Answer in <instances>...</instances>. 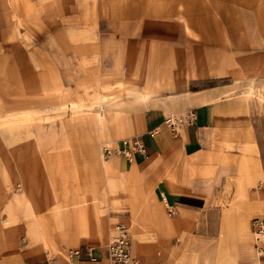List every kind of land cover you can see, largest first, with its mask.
I'll return each instance as SVG.
<instances>
[{
	"label": "rangeland",
	"instance_id": "rangeland-1",
	"mask_svg": "<svg viewBox=\"0 0 264 264\" xmlns=\"http://www.w3.org/2000/svg\"><path fill=\"white\" fill-rule=\"evenodd\" d=\"M202 1L0 0V246L14 242L17 233L16 245L26 254L36 251L31 246L38 243L42 250L56 252L75 246L80 240L74 239L80 232L79 224L86 226L94 221L103 226L105 223V214L98 208L96 189L97 183L99 189L106 183L113 195L111 205L117 214H106L104 233H82L79 238L99 241L105 235L109 241L110 224L126 216L130 239L134 232H140L145 235L142 236L150 237L146 238L150 243L157 244L163 239L157 232L161 226L166 227L163 235L169 240L166 239L167 247L165 245L163 249L179 247L177 244L181 240L178 235H172L173 227L167 222L171 218L167 206L162 203V215H154L139 194L137 180L128 174L130 172H117L113 162L104 157L105 146H112L113 141L129 137L138 130L145 110L156 102L162 101L165 107L175 109L180 106L179 101L175 104L170 103L171 100L179 97L183 103L188 99L191 102V96L202 91L242 99L243 103L238 107L253 113L256 132L241 137L252 138L258 146L257 155L264 161V53H252L255 57L250 56V59L256 67L250 70L235 69L228 72V78H205L202 83H191L190 88L173 89L175 84L170 81L162 83L161 77L165 76L148 77L134 70H141L145 60H131L128 32L122 34L116 30L121 23L128 26L129 19L143 23L145 17L150 19L151 15L174 12L173 6H192L188 11L199 12L203 10ZM263 46L257 40L251 44L258 49ZM156 77L161 79L159 90L151 85L154 78L156 85L159 84ZM218 83V87H208ZM143 93L150 98L148 101ZM95 116L97 129L93 127ZM145 159L148 161L138 173L143 176L145 187L156 194L162 189L158 183L168 179V168L164 165L163 170V165L154 159ZM74 169L78 170V175L87 171L92 174L86 173L81 179L84 203L73 195L65 202L62 212L50 207L42 212L45 202L60 206L65 196L60 192L62 186L74 183L78 186L72 175ZM249 169L252 165L245 168L246 173ZM224 171L229 172L227 168H210L206 172L210 178L203 182L204 186L208 182L209 188L218 193V188L224 186L219 184ZM96 172L100 174L94 176ZM118 180L124 199L115 192ZM261 182L264 184V175L248 197L220 199L217 196L205 206L208 211L191 212L190 216L195 220L192 222L199 226L200 240H208L212 245L226 239L233 241L237 235L242 240L254 242L252 233L235 231L233 225L251 221L248 211L252 206H255L254 216L264 219ZM191 186L195 188L200 184L192 182ZM161 194L162 200L163 196L167 197ZM154 200L152 209L157 206L160 211L161 203ZM9 209L12 213H8ZM174 209L177 212V208ZM146 211L153 215L150 222L141 220ZM238 211L241 212L236 214ZM110 216H113L111 220ZM36 219L40 233L33 236L30 227ZM19 220L20 223L24 220L22 226L19 223L20 230ZM64 221L68 225L63 226L61 222ZM261 242L260 245L257 243V254L263 257L264 239Z\"/></svg>",
	"mask_w": 264,
	"mask_h": 264
},
{
	"label": "crops",
	"instance_id": "crops-1",
	"mask_svg": "<svg viewBox=\"0 0 264 264\" xmlns=\"http://www.w3.org/2000/svg\"><path fill=\"white\" fill-rule=\"evenodd\" d=\"M202 2L203 10L199 12L188 11L189 8H193L192 6L183 8L173 6L171 9H174V12L169 11L167 14L163 13L158 16L151 15L150 19L145 17L143 23L136 19H129L128 26H124L123 23L119 24L116 28L118 32L122 34L128 32L131 60H145V63L139 68L141 70L134 69L138 74L148 77L155 74L156 76L162 75L165 76L161 77L163 84L170 81L171 84H175L172 85L173 89H186L192 87L191 83L193 82L202 83L205 78H228L227 75H230L228 72H233L235 69L250 70V68L256 67L252 64L250 56L255 57L252 53H264V46L258 49L251 47V44L255 40L264 44V0H203ZM126 28L128 30H125ZM221 72H227V74ZM204 73L210 74L204 75ZM169 75L170 77H167ZM176 75H181V77H176ZM156 78L158 82L160 81L159 84L156 85L154 78L152 81L154 83L151 85L159 90L161 89V79ZM218 86L220 83L208 85L213 88ZM252 92L254 91L252 90ZM200 93L191 96V102L188 99L183 103L179 97L173 99L176 101L171 100L170 103L174 102L175 104L179 101L180 106L175 109L165 107L162 101L156 102L145 110L138 130L129 137H122L111 143L113 148L120 150L126 146L123 140L140 135L146 143L147 156L140 153L135 154L134 163L133 159V161L126 160L121 153L115 152L106 157L104 155L105 159L113 162L117 172H130L128 174L137 180L139 190H141L139 194L143 200H146V208L149 205L154 215L163 213L161 205L164 202L161 193L167 195L173 208H177V213L173 216L167 211V214L171 216L167 222L173 227L172 235H178L181 240V243L177 244L179 247L163 249L168 238L163 235L166 234L164 231L166 227L159 226L157 232L163 236V239L158 240L157 244L150 243L149 239H146L150 237H144V233L140 232H134L130 239L129 229L131 251L137 257V264H264V256L260 257L257 254V238L253 232L252 221L255 218V206H252L248 211L251 221L248 219L245 225H238V223L236 226L233 225L235 231L252 233L254 242L242 240L236 235L233 241L226 239L209 245L208 240H200L199 226L192 222L195 220H192L191 212L198 210L204 212L207 210L205 206L210 203L209 200H213L217 196L220 199L221 197L236 199L237 197L250 196L252 188L264 175L262 172L264 161L261 156L257 155L258 146L251 137V141L241 137L243 134L250 135L256 132L253 113L238 107L239 103H243V100L226 98L214 91ZM144 95L147 99L148 96ZM156 101L158 100L156 99ZM193 105L194 108H189ZM188 109L196 110V121L182 125L179 134L174 135L164 124L165 117L184 114ZM177 110L178 112L175 113ZM95 115L97 116V114ZM96 116L93 126L95 129H97ZM143 156L154 159L160 166L163 165V170L164 165L165 168H168L167 181L161 180L158 183L162 186V189L159 190L160 193L156 191L155 194L152 189L145 187L147 184L144 183L143 176L138 173L148 161ZM249 165H252V169L247 171V175L245 168ZM214 166L218 169L222 167L229 170V172H222L223 175L221 174L219 178V184L222 183L224 186L218 188V193L209 188L208 182L204 186L205 180L210 178L206 172ZM232 167H235L234 170ZM73 173L72 175L78 181V186L77 183L62 186L60 192L65 196L60 206L56 207L53 206L56 204L45 202L42 212H46L49 207L62 212L65 202L73 195L84 203L81 191L83 180L81 179L86 176V173L92 174L87 171L84 175H78L76 169ZM99 174L96 172L94 176ZM117 182L118 187L115 192L124 199L123 188L120 187L119 180ZM192 182L194 185L199 183L200 186L194 188L191 186ZM224 188L228 189L224 191ZM96 195L100 202L98 208L105 214L104 227L94 221H90L86 226L79 224L77 228L81 233L79 232L74 239L80 240L75 246L61 249L58 252L42 250V246L38 243L34 246L30 245L36 251L26 254L16 245L17 233L14 242L4 243L3 246H0V264H115L110 256L109 241L116 222L113 221L110 224L109 241L105 235L102 239L99 238V241H94L90 237L79 238L82 233L92 234L94 231H98L100 234L104 233L107 227L106 214L107 216L109 212L117 214L111 205L113 195L106 183L102 189H99L97 183ZM155 196L157 197L155 198ZM154 199L161 203H159L160 211L156 209L157 206L154 210L152 209ZM38 203L40 204L39 201ZM125 205L129 207V203ZM8 213H12L10 209ZM132 213L135 215V211ZM152 213L146 211L141 220L146 219L150 222L153 217ZM21 216L23 215L20 214ZM253 216L254 218H252ZM112 217L110 216V220ZM21 221V223L20 220L18 222V228L19 223L21 225L24 220ZM34 222L30 227V232L33 236H37L36 233H40L37 229L39 223L37 219ZM119 222L129 226V219L126 216L124 219L118 220L117 223ZM142 222L149 224L147 221ZM61 223L63 226L68 225L67 221ZM222 226L224 225L222 224ZM76 249H78L77 255L71 256L70 250Z\"/></svg>",
	"mask_w": 264,
	"mask_h": 264
},
{
	"label": "built area",
	"instance_id": "built-area-1",
	"mask_svg": "<svg viewBox=\"0 0 264 264\" xmlns=\"http://www.w3.org/2000/svg\"><path fill=\"white\" fill-rule=\"evenodd\" d=\"M197 119V112L195 109H188L186 113L181 115H170L166 116L164 119V124L169 128L170 132L174 135L179 134L180 128L182 125H187L190 123H194ZM154 135V133H152ZM123 143L126 146L122 149H113L108 145L104 148V155L110 156L113 153H121L126 157V159L133 161L132 156L134 154H143L147 156V148L146 143H144L141 137H134L130 139L123 140ZM260 188H264L263 182L259 184ZM170 212H175L174 209L170 208ZM253 229L254 235L257 238V243H262L264 239V219L255 217L253 219ZM129 229L128 226L123 223L119 222L116 223L115 232L111 236L109 249H110V256L113 259L115 264H137V258L132 254L130 248V241L128 238ZM78 253V249L70 250V255L75 256Z\"/></svg>",
	"mask_w": 264,
	"mask_h": 264
},
{
	"label": "bare ground",
	"instance_id": "bare-ground-1",
	"mask_svg": "<svg viewBox=\"0 0 264 264\" xmlns=\"http://www.w3.org/2000/svg\"><path fill=\"white\" fill-rule=\"evenodd\" d=\"M170 116V115H169ZM109 147H111V148H113V146H110V145H108ZM113 149H115V148H113ZM124 155V154H123ZM135 155V154H134ZM134 155L132 156V158L134 159ZM125 157V156H124ZM126 158V157H125ZM127 160V159H126ZM164 195V194H163ZM163 201H164V204L167 206V208H168V212H169V214L170 215H173V214H176L177 212H176V210H174L175 212H173V213H171L170 212V208H172V209H174L173 208V206L170 204V202L168 201V198L166 197V196H163ZM128 229H130L129 227H128ZM129 238V237H128ZM131 244V243H130Z\"/></svg>",
	"mask_w": 264,
	"mask_h": 264
}]
</instances>
